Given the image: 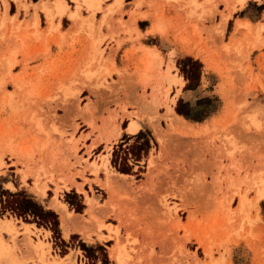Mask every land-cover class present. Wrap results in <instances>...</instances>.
I'll return each mask as SVG.
<instances>
[{
  "label": "rangeland",
  "instance_id": "1",
  "mask_svg": "<svg viewBox=\"0 0 264 264\" xmlns=\"http://www.w3.org/2000/svg\"><path fill=\"white\" fill-rule=\"evenodd\" d=\"M35 1L0 0V185L59 220L53 232L1 211L0 264H114L116 242L124 264H264V0ZM137 18L195 57H143ZM125 118L150 144L127 175L109 159ZM53 203L78 215L67 235Z\"/></svg>",
  "mask_w": 264,
  "mask_h": 264
},
{
  "label": "trees",
  "instance_id": "2",
  "mask_svg": "<svg viewBox=\"0 0 264 264\" xmlns=\"http://www.w3.org/2000/svg\"><path fill=\"white\" fill-rule=\"evenodd\" d=\"M187 61H191L189 58ZM192 64H198L195 60H192ZM186 86H189V77H186ZM185 86V87H186ZM190 108L186 110H180L176 107L175 112L182 115L185 119L199 121L205 118L208 113H204L198 116L196 113L192 114ZM143 136V138H142ZM129 139H133L127 146L122 145L128 142ZM118 150H112L110 163L116 167L119 172L129 173L131 170L128 165V157L130 156L133 161L137 162L140 158L144 157L149 148V140L144 137V133L139 130L132 136L123 138V141L117 145ZM68 196V195H66ZM65 201L73 206V203L67 199ZM74 211L79 212L82 209L80 202L75 204ZM3 210H10L12 214L22 218H29L27 222L34 223L36 226H44L49 228L53 232H57L58 220L54 211L48 208H44L39 204L32 196L25 194L23 191L9 192L2 189L0 185V212Z\"/></svg>",
  "mask_w": 264,
  "mask_h": 264
},
{
  "label": "crops",
  "instance_id": "3",
  "mask_svg": "<svg viewBox=\"0 0 264 264\" xmlns=\"http://www.w3.org/2000/svg\"><path fill=\"white\" fill-rule=\"evenodd\" d=\"M36 1H38V0H36ZM136 1L137 0H134V2H136ZM252 1H254V0H252ZM31 2H33V1H31ZM127 2H132V1L129 0ZM137 2H139V1H137ZM42 3L44 4V7L49 8V5L46 6L45 5L46 3H44V2H42ZM0 8H1L2 12H4V9H5L6 12H7V15L9 17L12 15L11 12H10L9 2L7 4V7H5V8H4L2 2H0ZM57 8H58L59 11H63L64 8H65L64 3H63L62 6H60V7L58 6ZM70 11H73V10H70ZM38 14H39V11H38ZM48 14L50 15L49 12H48ZM231 16H232V13H231ZM140 21H142V19L141 18H137L134 21V24H135V27L137 28V30L140 33V37L138 38V41L143 46L141 48V54L143 55V57H145L146 53H152V54H155V55H159V57L161 58L162 65H164L166 62H168V58H169V60L171 61V66L172 67H174L175 58H177V57H182V56H190V57H193V58L195 57L193 55H196V50H194L191 46H189V44H187L184 41H182L181 38H180L181 37L180 34H176L175 32H171V33H168L166 36H159V35H157L155 33H150L149 32L150 26H149L148 29H147V27L140 28L138 26V22H140ZM182 34L185 35L184 32H182ZM150 38H155V42L153 43L152 41H149V42L146 41V40H148ZM93 39L94 40L92 41V45H91V54L94 52L95 46L99 43L98 42L99 37H96V38H93ZM139 43L137 44V46L139 45ZM111 46H113V45H111ZM137 46H136V49H137ZM130 49H131L130 46H128L126 44H125V46H123V44H122L116 50H114L112 53L114 54L113 56L115 57L119 52H123L125 50H130ZM106 51L107 50L105 49V52ZM169 53H170V56L168 55ZM205 119H210V117L204 118V120ZM131 121H135V120H133V119L129 120L128 118H125L124 126L121 129L122 131H124V133H126L129 136L134 135L136 132L139 131V128H140L139 122L136 121L138 123V129L136 130V132H134V133L126 132L125 126L127 124V129H128V126H129ZM109 159H108V161H109ZM120 173H122V172H120ZM124 174H126V173H124ZM233 198H236V196H233ZM4 221H5V223L7 222V220H3L1 223H3ZM74 221H75L74 219L71 220V225L74 224ZM60 222H61V215H60ZM32 224L27 223V225H30V226ZM3 225H5V224H3ZM35 228L38 229V227H36V225H35Z\"/></svg>",
  "mask_w": 264,
  "mask_h": 264
},
{
  "label": "bare ground",
  "instance_id": "4",
  "mask_svg": "<svg viewBox=\"0 0 264 264\" xmlns=\"http://www.w3.org/2000/svg\"><path fill=\"white\" fill-rule=\"evenodd\" d=\"M55 1V4H56V6L58 7H60V6H62L63 5V2H62V0H54ZM239 4H240V6H243L244 4H245V2H246V0H236ZM93 3V2H92ZM25 5V4H24ZM41 5V3H36V4H33V9H34V12H35V14H36V10H37V8L39 7ZM26 7V6H25ZM42 8L43 9H47L46 7H44V4L42 5ZM49 9V8H48ZM48 11V10H47ZM5 16V15H4ZM4 20H5V17L3 18ZM12 56V55H11ZM9 57H10V55H9ZM13 57V56H12ZM10 65V64H9ZM172 112V111H171ZM174 115V114H173ZM175 116V115H174ZM177 118V117H176ZM138 129V123L136 122V121H131L130 122V124H129V126H128V131L129 132H136V130ZM202 130V129H201ZM113 135H114V133H112ZM113 135H111L110 137H112ZM115 136V135H114ZM109 137V136H108ZM2 164V161H1V157H0V165ZM95 165V164H94ZM96 166V165H95ZM95 168H97V167H95ZM112 175V174H111ZM110 175V176H111ZM121 175V177H122V174H120ZM114 177V176H113ZM108 180V179H107ZM110 180H111V178H110ZM261 180H264V179H261ZM264 182H262V184H263ZM262 184H259V185H261L262 187H264V184L262 185ZM43 188V187H42ZM38 189L40 190V188H39V186H38ZM41 193V192H40ZM258 195H259V197H262L263 195H264V189H262L261 187H260V189H258ZM43 194V193H42ZM41 195V194H40ZM242 198V197H241ZM244 201L245 200V198H243V199H240L239 201ZM242 201V202H243ZM87 202V209H86V211H87V213H89L90 215H91V217H93V215L91 214V211H92V209H93V206H94V203H93V200L89 197L88 198V200L86 201ZM241 202V203H242ZM247 202V201H246ZM56 203V202H55ZM224 203V202H223ZM244 203V202H243ZM54 204V203H53ZM240 204V203H239ZM54 205H58L57 207L58 208H60V211H61V227H62V230H63V233L64 234H66L67 235V230H68V227L71 225V220L72 219H74L75 220V218H77V216L74 218L73 217V214L70 212V211H67L66 210V208H65V205L64 204H62V203H57V204H54ZM222 205V204H221ZM240 206V205H239ZM245 206V205H244ZM238 213V212H237ZM241 213V212H240ZM232 217H233V215H232ZM77 220V219H76ZM8 222V221H7ZM10 222H8V223H5V221H4V223L3 224H7V229L8 230H11V227H10V224H9ZM83 233L86 235H88V233L86 232V231H83ZM201 244H204L203 243V240L202 239H199L198 240ZM198 242V243H199ZM205 249L208 247V246H206V245H204L203 246ZM207 252H209V247L207 248V250H206ZM7 251H6V245H5V243L2 241V238L0 237V258L6 253ZM109 255H110V257L114 260V264H124L125 262H124V259H125V256L123 255V249L121 248V245L118 243V242H116L111 248H110V253H109ZM125 255H126V253H125ZM127 258V257H126Z\"/></svg>",
  "mask_w": 264,
  "mask_h": 264
}]
</instances>
